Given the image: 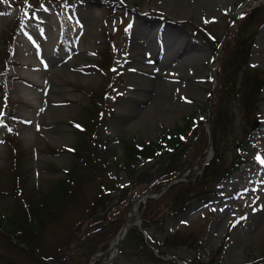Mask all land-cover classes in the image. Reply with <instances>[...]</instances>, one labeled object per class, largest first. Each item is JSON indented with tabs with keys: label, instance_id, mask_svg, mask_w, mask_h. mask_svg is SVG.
Here are the masks:
<instances>
[{
	"label": "rangeland",
	"instance_id": "1",
	"mask_svg": "<svg viewBox=\"0 0 264 264\" xmlns=\"http://www.w3.org/2000/svg\"><path fill=\"white\" fill-rule=\"evenodd\" d=\"M241 4L242 0H0V18H5L0 25L16 23L0 36V220L20 205L8 190L15 186L16 177L24 174L22 184L37 198L46 189L47 179L63 176L68 169L72 156L67 149L76 140L71 124L89 101L82 90L91 92L92 86L105 81L90 70L91 64L101 61L90 55H113L117 69L125 70L112 91L120 95L111 107L114 115H109L103 128L113 138L111 163L121 162L125 143H158L186 125L189 117L207 120L216 83L210 76L213 44L208 37L221 41ZM140 27L154 38L166 36L174 50L193 43L188 54L194 59L181 67L177 56L166 66L172 74L159 71L162 54L157 48L151 52L152 60H143ZM254 33L248 65L239 75L241 80L248 76L251 84L264 80V24H258ZM244 90L238 88L224 99L219 96L215 106L229 119L225 135L216 137L224 160L230 164L240 147L241 163H231L234 172L215 183L209 205L200 204L151 224L149 233L158 249L177 255L182 260L177 264H264V233L258 221L264 224V212L257 210L264 199L259 178L261 173L264 177V165L257 160L264 158V89L251 104L250 122L243 118L240 95ZM14 146L24 155H13ZM207 155L213 156V149ZM14 159L21 164L16 172L11 169ZM101 163L85 170L80 189L57 219L43 228L46 255H55L70 237H80L93 227V218L83 220L103 192L101 187L113 191L114 201L121 195L114 182L117 170L104 169ZM123 171L117 183L128 181ZM176 234L182 235L183 245L171 248ZM139 255L135 248L127 249L118 256V264H166L147 262ZM10 262L41 264L0 231V264Z\"/></svg>",
	"mask_w": 264,
	"mask_h": 264
},
{
	"label": "trees",
	"instance_id": "2",
	"mask_svg": "<svg viewBox=\"0 0 264 264\" xmlns=\"http://www.w3.org/2000/svg\"><path fill=\"white\" fill-rule=\"evenodd\" d=\"M263 16L264 6L245 13L240 19L239 31L232 33V37L224 44V50L220 54L222 71L220 76L223 80L220 81L216 97L220 96L222 99V96L229 94L231 88L235 86V76L242 72L248 61L255 25L264 21ZM247 82L245 85L249 89L251 83L248 78ZM252 85L253 91L260 92L264 82L256 81ZM99 102L103 101L96 96L92 97V104L96 105ZM104 107L102 111L98 112L99 116L93 109L83 110L85 115L79 122L80 126L74 128L75 134L73 135L76 136V140L68 149L72 156L68 169L63 172V176L45 179L48 183L46 189L42 190L37 198H35V193H29L23 187L19 188L24 185H21L20 182H26L24 174H22L23 178L21 175L16 177L18 182L16 181L15 186L17 191H20L17 192L20 195L17 194L14 200L20 205H16L12 209L13 212L6 220L8 229L5 232L15 233L17 237L25 241L26 252L41 264H91L97 254L107 252L108 246L127 223V214L134 201L145 192H160L166 184L181 178L186 170L194 166L196 159L207 148L209 140L207 139L206 125L193 118H187L186 125L178 127L167 137H163L158 144L141 147L126 144L122 166L117 162L113 163L116 168L126 172L129 182L128 185L122 187L119 183L117 184L121 191L117 201L112 199L110 191L108 193L106 190H102L99 197L90 205L88 214L83 220L86 222L93 218V227L80 237H70L60 248V251L55 252V255H46L41 238L43 228L57 219L62 207L80 189L85 170L95 168L99 161H102L105 168L109 169L108 159L112 150L108 146L112 140L102 129L103 124L108 121V113H105L106 103H104ZM221 111L214 107L210 120L216 146L218 145L216 138L218 133H221L222 136L225 135L229 123V119ZM219 152L217 150V153ZM220 158L216 155L213 161L204 168L201 177L197 176L193 181V171L190 182L177 183L165 191L158 200L149 199L143 203L140 207V215L143 220L142 230L149 231L151 224L160 223L159 221L167 215L177 217L195 203L209 199L208 189H210L213 179L216 175L223 173L220 167ZM20 165V160H17L11 169L18 170ZM108 202L111 205L106 207ZM90 224H93L92 221ZM142 234L139 228L134 227L123 245L122 253L127 249L135 248L140 252L139 256L147 262L154 260L156 263H174L157 258L145 245ZM181 236L176 234L172 237L175 242L172 243L171 248L183 245ZM169 240L167 238L168 243ZM150 245L157 247L155 240H151ZM159 253L161 256H166L163 251H159ZM100 261H97V264Z\"/></svg>",
	"mask_w": 264,
	"mask_h": 264
},
{
	"label": "bare ground",
	"instance_id": "3",
	"mask_svg": "<svg viewBox=\"0 0 264 264\" xmlns=\"http://www.w3.org/2000/svg\"><path fill=\"white\" fill-rule=\"evenodd\" d=\"M199 1H201V0H199ZM203 1L205 3L206 2L210 3V1H212V0H203ZM176 34L181 35V32L176 31ZM137 35L140 37L139 38V44H140L139 49H140V51H144V53H145L143 56L144 61L152 60L151 59L152 58L151 52L156 53V48L159 50L160 54H162V61L160 62V67L157 68L159 71H162V72L168 73V74H172L171 71L166 69V66L168 64H170L171 62H173L174 60H176L178 58L177 56H179L177 61H179V65L181 67H183L185 65V62H187V61L191 62L194 59V57H192L188 54L189 48H191L193 46V43H191V42H190V44H186V43L182 42L183 44L177 46L176 50H174L175 46L168 43L167 38H165L166 36L154 38L145 31L144 27L143 28L140 27V29L137 30ZM183 41H185V40H183ZM193 48H194V46H193ZM259 178L262 179V184L264 185V177H263L262 173L260 174ZM223 195L226 196L227 192L225 191ZM138 208H139L138 204H136L133 207L132 213L130 214L132 220L134 219V217L138 211ZM257 210H258V214L264 212V199H263L261 206ZM258 221L263 226L261 229H262V232L264 233V224L261 223L263 220L259 218ZM122 235H123V233L120 235L118 240H116L113 243V245L111 246L112 247L111 252L113 254L116 252V249L118 247V243H119Z\"/></svg>",
	"mask_w": 264,
	"mask_h": 264
},
{
	"label": "water",
	"instance_id": "4",
	"mask_svg": "<svg viewBox=\"0 0 264 264\" xmlns=\"http://www.w3.org/2000/svg\"><path fill=\"white\" fill-rule=\"evenodd\" d=\"M134 224H135V222H131V221H130L128 224H126V227L124 228V230H126V233H125L124 235H122L123 237H122L121 240H120V243H119V245H118L117 252H116L115 256L112 257V258L110 259L109 264H111V263L115 260L116 256L118 255V252H119V250H120L121 244H122L123 241L125 240L126 235L128 234V232L130 231V229L132 228V226H133Z\"/></svg>",
	"mask_w": 264,
	"mask_h": 264
},
{
	"label": "snow or ice",
	"instance_id": "5",
	"mask_svg": "<svg viewBox=\"0 0 264 264\" xmlns=\"http://www.w3.org/2000/svg\"><path fill=\"white\" fill-rule=\"evenodd\" d=\"M206 23L208 22L207 20L205 21ZM129 28H131V25H129ZM113 71H116V69H113ZM190 102V101H189ZM79 127V126H77ZM71 151V150H70ZM257 160L258 162L261 164V165H264V158H261V157H257Z\"/></svg>",
	"mask_w": 264,
	"mask_h": 264
}]
</instances>
